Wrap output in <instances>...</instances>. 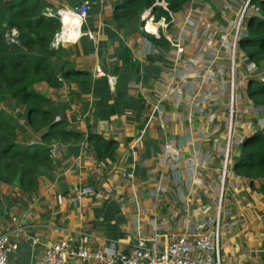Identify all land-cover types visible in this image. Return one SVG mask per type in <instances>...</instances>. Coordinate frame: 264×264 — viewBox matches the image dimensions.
<instances>
[{
    "label": "crops",
    "instance_id": "crops-1",
    "mask_svg": "<svg viewBox=\"0 0 264 264\" xmlns=\"http://www.w3.org/2000/svg\"><path fill=\"white\" fill-rule=\"evenodd\" d=\"M43 1L52 13L84 1L90 5L82 32L94 40L83 35L54 49L52 65L60 85L35 86L50 101L58 122L83 138L58 142V157L38 178L34 192L23 194L0 184V232L9 233L15 218L39 239L36 246L13 239L16 249L8 255V264H44L45 248L69 235H78L89 248L107 247L122 254L131 251L139 236L161 249L199 226L210 233L217 218L224 264H264V196L257 183L251 188L232 169L243 138L257 132L256 125L245 129L237 120L250 114V104L244 108L240 93L236 119L227 125L222 119L226 113L214 108L217 103L198 104L213 102V95L220 98L225 92L222 38L230 31L212 28L211 10L208 17L201 15L200 0H190L170 14L169 23L143 21V14L131 22H115L121 0ZM233 17L221 19L226 25ZM147 24L151 31L156 28L149 36L172 41L169 49L151 42L143 31ZM215 33L221 41L213 40ZM96 67L105 77L94 75ZM64 70L72 74L63 77ZM254 107L255 119L264 120L263 108ZM229 127L233 155L222 181ZM141 131V141L134 146ZM89 135L112 141V156L98 159ZM128 173L132 179L123 178ZM83 187L98 194L78 197ZM106 191H111L108 198Z\"/></svg>",
    "mask_w": 264,
    "mask_h": 264
},
{
    "label": "trees",
    "instance_id": "trees-1",
    "mask_svg": "<svg viewBox=\"0 0 264 264\" xmlns=\"http://www.w3.org/2000/svg\"><path fill=\"white\" fill-rule=\"evenodd\" d=\"M189 1L121 0L113 20L127 23L149 11L153 23L162 19L169 23L170 14L180 12ZM248 6L257 13L248 18L237 47L259 68L264 62V0H249ZM47 8L43 0H0V184L14 186L23 194L34 192L38 178L52 168L50 144L79 142L83 138L63 122L55 121L50 101L35 91L37 84L45 83L51 88L60 85L52 65L57 51L51 48L60 23L44 15ZM12 31L15 37L10 35ZM149 37L157 48L169 49L162 35L158 39ZM70 74L72 71L62 72L63 77ZM245 92L253 106L264 108V81L249 80ZM33 137L38 140H31ZM87 141L98 159L112 156V141L97 135H89ZM232 169L251 188L257 183V190L264 196V130L243 138Z\"/></svg>",
    "mask_w": 264,
    "mask_h": 264
},
{
    "label": "built area",
    "instance_id": "built-area-1",
    "mask_svg": "<svg viewBox=\"0 0 264 264\" xmlns=\"http://www.w3.org/2000/svg\"><path fill=\"white\" fill-rule=\"evenodd\" d=\"M248 6V2L246 4ZM90 5L88 1H84L81 5L72 9H62L55 13L45 11L44 15L48 18H55L60 23L59 31L54 35L51 48L58 49L63 43H76L83 35L90 40H94V36L87 32H82V26L86 22ZM146 13V12H145ZM244 11L242 12L241 18ZM144 16V13L143 15ZM152 18V17H151ZM151 18L149 20H151ZM65 20L68 23L65 25ZM163 20V19H162ZM166 27V25H165ZM143 31L147 34L146 26ZM239 28L236 29L231 49L233 53L237 50V42L239 40ZM12 37L16 36L15 31L11 33ZM172 44V41L169 40ZM235 54L231 60L234 63ZM251 68L255 70L252 64ZM254 72V71H253ZM95 76L105 77L104 72L100 67H96L94 71ZM256 78L264 81V66L261 72L257 73ZM264 109V108H263ZM152 117H150L151 119ZM55 121H58L55 118ZM144 131H141L134 142V146L139 144ZM230 127L228 131V140L225 151L224 162L222 165L221 179L225 178V171L227 168L228 154L231 149L230 143ZM59 145L55 142L49 146V156L52 161L58 157ZM123 178L132 179L133 174H122ZM222 191V188L220 189ZM111 191H106V198H108ZM98 194L93 191L92 187H83L78 191V197L90 196ZM220 202L218 204V211ZM14 223L9 233L0 232V264H8V255L16 249V244L13 239L30 240L32 245L39 244V239L31 237L26 230L19 227L15 218L12 219ZM202 226L195 229L192 235H181L171 239L164 247L158 249L157 245L148 244V240L143 237H138L136 242L128 253H118L110 250L107 247L89 248L83 244L82 239L78 235H69L56 243L51 244L45 248L43 257L44 264H224L219 246V221L216 219L215 228L210 233L201 232Z\"/></svg>",
    "mask_w": 264,
    "mask_h": 264
},
{
    "label": "rangeland",
    "instance_id": "rangeland-1",
    "mask_svg": "<svg viewBox=\"0 0 264 264\" xmlns=\"http://www.w3.org/2000/svg\"><path fill=\"white\" fill-rule=\"evenodd\" d=\"M247 2L249 0H200L199 3L202 4V8L204 9V13L201 15H204L205 17H208L207 10L210 9L213 20L212 28L213 29H220L221 27H226L230 33L228 32L227 37H223V55L226 57L227 60H224L223 63V69H225L226 73L224 75V79L226 80V86H225V92L221 91V88H219L220 98L214 97L213 102L199 100L198 104L201 106H210L213 107V104L216 105L214 108L219 113L220 111L225 112L226 114L223 115L222 119H224V124L227 125L230 120L236 119L235 115L236 109H235V101L237 97L242 94L244 99V108L248 109V105L251 109H257L255 108L247 98L246 96V86L249 80L258 81V78H256V74L261 72V68L255 67V70L250 67V62L246 59V56L243 52L240 51V49L237 47V50L233 53L231 49V43L233 42L234 35L236 32V29L239 28V33L242 34L245 29V24L248 20V18L252 15H255L257 13V10L252 7L246 6ZM164 6V5H163ZM231 8H237L236 11ZM46 11V10H45ZM240 21V17L242 15ZM209 14V15H211ZM231 15L233 18L228 19V24H224L221 17H225L227 15ZM211 17V16H210ZM66 25V24H65ZM11 35V34H10ZM221 35L215 33L212 38L215 41H221L220 39ZM235 54L234 63L232 64V56ZM250 63V64H249ZM239 65V66H238ZM254 71V72H253ZM217 87V86H216ZM216 89V88H215ZM215 91V90H214ZM249 101V102H247ZM1 105V104H0ZM249 110V113H245L243 117H237V120H242L245 123V129L250 125H256L254 129H257V131H263L264 130V120H262L261 117L255 119L257 114H252V110ZM264 109H262L263 111ZM264 112V111H263ZM256 122V123H255ZM234 123V121H233ZM233 155V149H230L228 154V161L232 158Z\"/></svg>",
    "mask_w": 264,
    "mask_h": 264
},
{
    "label": "water",
    "instance_id": "water-1",
    "mask_svg": "<svg viewBox=\"0 0 264 264\" xmlns=\"http://www.w3.org/2000/svg\"><path fill=\"white\" fill-rule=\"evenodd\" d=\"M72 9V8H71ZM152 17L151 13L148 11L146 13H144V16H143V21H145V19H150Z\"/></svg>",
    "mask_w": 264,
    "mask_h": 264
},
{
    "label": "bare ground",
    "instance_id": "bare-ground-1",
    "mask_svg": "<svg viewBox=\"0 0 264 264\" xmlns=\"http://www.w3.org/2000/svg\"><path fill=\"white\" fill-rule=\"evenodd\" d=\"M67 23H68V21H67ZM67 23H66V24H67ZM150 26H151V25H149V24L146 25V29H147L148 33H151V32L156 33V28H155L154 31H151V27H150ZM152 27H155V26H152Z\"/></svg>",
    "mask_w": 264,
    "mask_h": 264
},
{
    "label": "flooded vegetation",
    "instance_id": "flooded-vegetation-1",
    "mask_svg": "<svg viewBox=\"0 0 264 264\" xmlns=\"http://www.w3.org/2000/svg\"><path fill=\"white\" fill-rule=\"evenodd\" d=\"M250 135H252V134H250ZM250 135H249V136H250ZM247 137H248V136H247Z\"/></svg>",
    "mask_w": 264,
    "mask_h": 264
}]
</instances>
